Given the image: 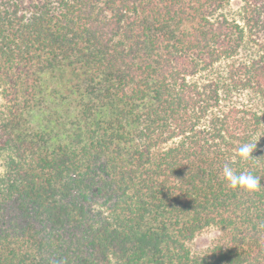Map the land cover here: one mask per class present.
Returning <instances> with one entry per match:
<instances>
[{"label": "trees", "instance_id": "1", "mask_svg": "<svg viewBox=\"0 0 264 264\" xmlns=\"http://www.w3.org/2000/svg\"><path fill=\"white\" fill-rule=\"evenodd\" d=\"M0 94V264H264V0H0Z\"/></svg>", "mask_w": 264, "mask_h": 264}, {"label": "clouds", "instance_id": "2", "mask_svg": "<svg viewBox=\"0 0 264 264\" xmlns=\"http://www.w3.org/2000/svg\"><path fill=\"white\" fill-rule=\"evenodd\" d=\"M264 133L254 134L250 139L242 142L235 153L237 161L247 163L254 160L256 157L252 155L257 148V142ZM236 161L228 162L223 165L222 177L223 180L232 190L243 191L248 194H253L261 188V177L254 174L252 170H236L233 164Z\"/></svg>", "mask_w": 264, "mask_h": 264}, {"label": "rangeland", "instance_id": "3", "mask_svg": "<svg viewBox=\"0 0 264 264\" xmlns=\"http://www.w3.org/2000/svg\"><path fill=\"white\" fill-rule=\"evenodd\" d=\"M239 1H234L228 9L229 16H233L239 8ZM245 100V99H244ZM251 104V102H248ZM4 99L0 94V110L3 108ZM223 240L222 232L216 227H209L201 231L194 240L189 243V246L194 254H201L210 247L220 243Z\"/></svg>", "mask_w": 264, "mask_h": 264}]
</instances>
